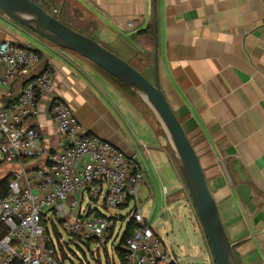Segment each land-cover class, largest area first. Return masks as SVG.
Wrapping results in <instances>:
<instances>
[{
	"label": "crops",
	"instance_id": "1",
	"mask_svg": "<svg viewBox=\"0 0 264 264\" xmlns=\"http://www.w3.org/2000/svg\"><path fill=\"white\" fill-rule=\"evenodd\" d=\"M52 8L159 82L199 156L238 263L264 264V0H55ZM6 40L31 45L41 61L0 94V107L17 100L27 79L50 71L53 85L29 122L46 150L68 145L51 119L52 103L60 100L88 134L111 142L144 169L140 191L147 198L158 192L168 217L164 225H172L159 229L174 240L169 247L163 238L166 246L191 259L184 264H216L174 146L157 121L92 62L0 9V42ZM47 163L48 154L26 161L29 170Z\"/></svg>",
	"mask_w": 264,
	"mask_h": 264
},
{
	"label": "built area",
	"instance_id": "2",
	"mask_svg": "<svg viewBox=\"0 0 264 264\" xmlns=\"http://www.w3.org/2000/svg\"><path fill=\"white\" fill-rule=\"evenodd\" d=\"M40 61L31 45L0 42V94L31 74ZM52 85V74L43 71L27 79L18 100L0 107V162L18 167L12 171L9 196L0 199V222L8 228L0 239V264H85L72 261L53 224L77 242L98 243L96 250L91 248L94 260L116 225V219L102 210L131 203L130 221L136 226L122 244L126 264H184L185 253L168 248L158 222L149 224L143 214L139 193L144 169L111 142L88 134L60 100L52 103L51 119L68 145L51 153L46 150L42 134L29 122L39 114L40 96ZM46 154V167L28 169L24 159ZM162 188L167 193V186ZM110 260L116 264L112 256Z\"/></svg>",
	"mask_w": 264,
	"mask_h": 264
},
{
	"label": "water",
	"instance_id": "3",
	"mask_svg": "<svg viewBox=\"0 0 264 264\" xmlns=\"http://www.w3.org/2000/svg\"><path fill=\"white\" fill-rule=\"evenodd\" d=\"M0 9L39 37L89 60L130 88L153 108L174 146L192 204L205 231L215 263L239 264L234 244L221 221L199 156L159 82H152L98 40L64 23L32 0H0ZM83 244L93 259L89 243Z\"/></svg>",
	"mask_w": 264,
	"mask_h": 264
},
{
	"label": "rangeland",
	"instance_id": "4",
	"mask_svg": "<svg viewBox=\"0 0 264 264\" xmlns=\"http://www.w3.org/2000/svg\"><path fill=\"white\" fill-rule=\"evenodd\" d=\"M28 42L31 45L37 44V42L34 41L32 38L28 39ZM71 53H73V52H71ZM107 78L110 81H112V79H110L109 77H107ZM116 86L119 89L121 88L119 84H116ZM126 95L129 96V94H126ZM134 96L135 95H130L129 97L131 98L132 101H134V103L136 105H138L140 107L141 112L148 119H151V120L154 119L157 121L159 132L162 134L164 133L165 137H167L169 139L168 135L166 134L165 130L163 129L162 123H161L158 115L155 113L153 108L142 97H140L138 95L136 97H134ZM162 141L166 142L165 139ZM0 157H1V153H0ZM15 168H16L15 165H9V164L1 165L0 166V177H4V176L8 175ZM184 187H185V190L188 192L187 186H184ZM151 199H152V202H149V200H151ZM139 200L142 201L143 214L147 218L149 224H155L156 222H158L157 227L160 229V231H161V228L163 226L165 227V229L168 228L169 226L171 228L172 225H168V226L164 225L165 219H168V217L166 215H164V213H165L164 204H163L162 200L161 201L158 200V192H156V194L153 198H150V197L147 198L145 196V194L143 193V191H140ZM132 206L133 205L131 203L128 206H125L122 208H117V209H114L111 211H108L105 209L102 210L105 214L110 215L116 219V225L114 227V232H113L112 236L107 241V244L104 246H101V248L95 252V254H94L95 259L94 260H91V258L89 257V253L87 251V248L85 247V245L82 242L81 243L77 242L75 240V238H73V236L69 235L65 231V229L60 227L59 231H60V234L62 237V241L67 243V245H68L67 246V252L69 253L72 261L76 262V263L82 262L85 264L86 263H88V264H99V263L110 264L112 262L110 260V256H112L113 258H115L116 264H121L120 259L118 258V256L115 253L114 247L120 242V240L122 239V237H123V235L127 229V225L130 221V210L132 209ZM159 220H160V222H159ZM169 222H171V219H169ZM181 228L183 229V227H181ZM163 238H165V241L167 242L169 247L175 245L174 240L172 238H170L168 235H165ZM54 240L57 243L56 239H54ZM89 244L93 250H96L99 246L98 243H96L95 241H92ZM176 249H177V247H176ZM178 250L179 249H177L176 253H179ZM186 260L191 261V259L186 258V259H183V262L186 263Z\"/></svg>",
	"mask_w": 264,
	"mask_h": 264
},
{
	"label": "trees",
	"instance_id": "5",
	"mask_svg": "<svg viewBox=\"0 0 264 264\" xmlns=\"http://www.w3.org/2000/svg\"><path fill=\"white\" fill-rule=\"evenodd\" d=\"M36 3H38L40 6H42L45 10H47L48 12H50L51 14L54 15V13H52L54 11V8H52L53 3L55 2V0H32ZM56 16V15H54ZM58 17V16H56ZM60 19V18H59ZM61 20V19H60ZM62 21V20H61ZM65 23V22H64ZM68 24V23H66ZM70 25V24H68ZM71 26V25H70ZM72 27V26H71ZM74 28V27H73ZM75 29V28H74ZM77 30V29H76ZM79 31V30H78ZM83 33V32H82ZM95 65V64H94ZM96 66V65H95ZM105 76L109 77L110 79H112L113 83L119 84L120 85V90L124 91L126 94L130 95H135L134 97L137 96L136 93H134L130 88L126 87L123 83H121L119 80H117L116 78H114L113 76H111L110 74L106 73L104 70H102L101 68H99L98 66H96ZM123 92V93H124ZM25 161H27V159H24ZM3 165V163L0 162V166ZM12 179V172L9 173L8 175L4 176V177H0V199H6L9 196L10 193V189H9V183L10 180ZM135 223L133 221H130L127 225V229L121 239V242L116 245L114 247L115 249V253L118 256V258L120 259V263L121 264H126L125 262V251L122 247V244L125 242L126 237L131 233L132 229L135 227ZM53 230H54V234L56 237H60V231L58 230V227L53 224ZM8 233V228L4 225V223L0 222V239L5 236Z\"/></svg>",
	"mask_w": 264,
	"mask_h": 264
}]
</instances>
